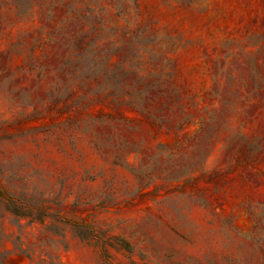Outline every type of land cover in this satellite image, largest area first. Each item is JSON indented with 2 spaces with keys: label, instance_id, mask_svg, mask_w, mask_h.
Segmentation results:
<instances>
[{
  "label": "rangeland",
  "instance_id": "1",
  "mask_svg": "<svg viewBox=\"0 0 264 264\" xmlns=\"http://www.w3.org/2000/svg\"><path fill=\"white\" fill-rule=\"evenodd\" d=\"M0 264H264V0H0Z\"/></svg>",
  "mask_w": 264,
  "mask_h": 264
}]
</instances>
